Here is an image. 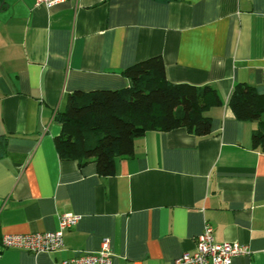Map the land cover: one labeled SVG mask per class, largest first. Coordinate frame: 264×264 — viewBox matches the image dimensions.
Here are the masks:
<instances>
[{"label":"crops","instance_id":"obj_1","mask_svg":"<svg viewBox=\"0 0 264 264\" xmlns=\"http://www.w3.org/2000/svg\"><path fill=\"white\" fill-rule=\"evenodd\" d=\"M154 56L170 82L217 92L221 105L205 112L210 134L148 131L108 177L61 160L54 139L67 96L127 87L122 71ZM238 83L264 96V0H70L50 9L0 0V243L80 216L59 251L8 248L0 264H56L98 252L103 239L112 264H171L194 250L205 223L216 242L248 248L231 264H264V151L251 145L258 122L228 106Z\"/></svg>","mask_w":264,"mask_h":264},{"label":"trees","instance_id":"obj_2","mask_svg":"<svg viewBox=\"0 0 264 264\" xmlns=\"http://www.w3.org/2000/svg\"><path fill=\"white\" fill-rule=\"evenodd\" d=\"M122 75L127 87L67 96L57 117L60 134L54 139L61 160L77 161L80 167L93 163L99 177H108L114 174L116 159L132 156L135 139L148 131L183 128L198 137L210 134L211 119L205 112L221 105L213 88L170 82L160 56L136 62ZM228 106L239 121L258 122L251 145L264 151V96L238 83Z\"/></svg>","mask_w":264,"mask_h":264},{"label":"built area","instance_id":"obj_3","mask_svg":"<svg viewBox=\"0 0 264 264\" xmlns=\"http://www.w3.org/2000/svg\"><path fill=\"white\" fill-rule=\"evenodd\" d=\"M67 1L70 0H35V5L50 9ZM79 220L80 216L68 213L60 216L58 229L54 232L5 235L1 239L0 254L8 248L25 250L32 254L57 252L63 247V231L74 227ZM246 254H248L246 246L230 242H216L212 226L205 223L196 237L194 250L184 252L171 264H231L233 258ZM111 258L110 242L108 239H103L98 252L65 259L56 264H112Z\"/></svg>","mask_w":264,"mask_h":264}]
</instances>
